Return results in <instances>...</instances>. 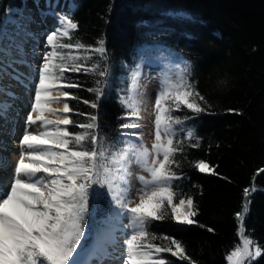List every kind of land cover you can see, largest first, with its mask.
<instances>
[{"label":"trees","instance_id":"16d2710c","mask_svg":"<svg viewBox=\"0 0 264 264\" xmlns=\"http://www.w3.org/2000/svg\"><path fill=\"white\" fill-rule=\"evenodd\" d=\"M69 1L68 16L78 28L71 31V41L61 38L60 42L88 46L80 55L92 58L83 62L99 63L98 71L108 73L106 77L65 73V82L80 85L66 89L77 97L68 99L74 121L87 123L90 115H96L99 131L116 140L125 111L119 102L120 89H126L137 64L155 55L183 59L182 72L187 68V78L205 97L206 103L197 100L205 108L199 114L183 107L174 112L184 120L175 129L174 142L182 143L183 151L175 157L182 178L173 184L174 203L191 197L197 210L192 219L198 223L182 224L168 208L164 219L147 226L157 237L152 242L166 245L163 237H172L183 243L196 264H227V254L242 243L235 214L241 211L244 188L254 183L257 190L250 197L245 232L264 244V171H260L264 169V0ZM23 5L24 0H0V24L9 8ZM101 40L104 57L91 51ZM98 86L104 94L97 100L88 89ZM91 102L98 107L92 108ZM68 127L74 133L83 131ZM194 143L199 147H192ZM200 160L218 174L200 172L195 167ZM93 187L98 194L90 197L83 244L92 232L107 228L115 219L106 190ZM209 227L214 231L208 232ZM161 255L171 264H189L170 253ZM254 264H264V256Z\"/></svg>","mask_w":264,"mask_h":264},{"label":"snow or ice","instance_id":"6c2138e0","mask_svg":"<svg viewBox=\"0 0 264 264\" xmlns=\"http://www.w3.org/2000/svg\"><path fill=\"white\" fill-rule=\"evenodd\" d=\"M58 19L59 26L46 36L44 48L47 50L41 54L34 102L26 121L28 125L39 123L41 128L25 130L19 141L21 150L13 182L5 185L0 181V264H83L79 257L84 248L85 217L90 197L98 194L94 185L106 190L114 216L127 215L130 220L132 231L124 241L123 264H171L162 253L196 264L178 239L165 236L166 245L153 243L157 237L150 234L147 226L153 220L164 219L168 208L178 222L198 223L192 219L197 210L191 197L174 203L173 184L182 178L176 171L179 162L175 157L183 151L182 143L174 142L175 129L184 123L174 112L183 107L199 114L205 108L197 100L206 103L205 97L187 78L190 75L187 68L178 76L164 73L152 103L154 139L148 147L143 131L147 102L137 64L129 73L128 86L122 90L124 95L119 97L125 111L116 140L99 131L96 115H90L87 123H77L68 115L73 108L67 102L77 97L65 89L80 85L65 82V73L92 72L100 77L108 73L98 71L99 63L83 62L92 58L80 55V50L87 51L88 46L58 40L60 37L71 41V31L78 28L67 15ZM91 51L104 57V41H99V46ZM88 91L95 92L97 100L104 94V88L99 86ZM61 98L63 107L53 109L50 105L60 103ZM91 107L95 109L98 104L91 102ZM46 114L56 118L48 119ZM70 125L83 131L74 133L69 130ZM191 136L189 131L188 137ZM192 147L199 144L194 143ZM134 167L147 174L135 175L139 188L132 184ZM195 167L202 173L218 174L203 160ZM256 190L254 183L243 190L242 208L235 214L242 243L227 254V264H254L264 256V244L245 232L250 197ZM181 207L186 210L178 212L177 208ZM207 231L214 229L209 227Z\"/></svg>","mask_w":264,"mask_h":264},{"label":"bare ground","instance_id":"6f19581e","mask_svg":"<svg viewBox=\"0 0 264 264\" xmlns=\"http://www.w3.org/2000/svg\"><path fill=\"white\" fill-rule=\"evenodd\" d=\"M25 6L24 18L9 25L4 21L0 33V48L5 52L4 58H0V181L5 185L13 182L21 150L19 141L25 130L41 128L39 123H26L37 87L38 58L35 54L40 53L37 46L40 45L38 39L41 34L59 26L55 14L58 6L54 0H25ZM53 95L57 93L53 92ZM50 106L58 110L63 104L53 103ZM46 115L48 119H53L52 115ZM94 239H98L99 247H96ZM99 239L94 236L89 240L83 264H123L124 258L118 259L123 252L121 243Z\"/></svg>","mask_w":264,"mask_h":264},{"label":"rangeland","instance_id":"374dc122","mask_svg":"<svg viewBox=\"0 0 264 264\" xmlns=\"http://www.w3.org/2000/svg\"><path fill=\"white\" fill-rule=\"evenodd\" d=\"M39 1V0H37ZM56 5L58 6V10L55 11V14L57 18L63 17L65 15L68 16V14L72 10V4L69 0H54ZM26 6L22 7L21 9H18L17 7L9 8L8 14L3 18L1 24H0V33L2 30V26L4 24V21L7 25L15 24L19 20L21 21L22 18H24V12H25ZM181 14H186L183 11H180ZM51 31H44L43 34H41V38L38 39V43H40L39 46H37L40 53H36L35 57L38 58V61L36 59V63L39 66L41 63V54L43 51L47 50L44 48L45 42H46V36ZM4 38H8V35H4ZM58 40H61L60 37H58ZM4 50L1 47L0 48V58H4ZM184 66V61L181 58H177L173 55H155L153 58L146 59L144 62L140 65V72H141V83L144 85V92L145 96L144 99L147 102V111L144 113L146 120H145V128H144V142L147 144L148 147H151V143L154 139V125H153V109H152V103L155 99V93L159 87V81L164 73H167L169 75H180L182 73V67ZM66 90V89H65ZM120 89V94L124 95V92ZM55 92V91H54ZM56 93V92H55ZM64 100L61 98V102L63 104ZM68 102V101H67ZM69 115V114H68ZM53 119L56 117L54 115ZM52 119V118H51ZM137 131V130H133ZM18 160H16L17 162ZM11 165V164H9ZM134 176L132 178V184L134 188H139L140 184L135 180V175H147L146 173L142 172L139 168H133ZM178 204V203H177ZM185 208H177L178 212H184ZM132 228L130 226V220L127 215L122 217H116L115 219L111 220L109 223V226L99 232H92L90 236H88L87 241L83 244L84 248L81 250V253L85 254L87 245L89 244V240L91 237H99L102 241H108V242H120L122 245L123 252L121 255H119L117 258L122 259L124 258L123 253L125 252V243L127 236L131 233ZM99 239V240H100ZM96 241V247L98 243V239H94ZM100 240V241H101ZM102 244V243H101ZM103 247L102 245H100Z\"/></svg>","mask_w":264,"mask_h":264},{"label":"water","instance_id":"95a60500","mask_svg":"<svg viewBox=\"0 0 264 264\" xmlns=\"http://www.w3.org/2000/svg\"><path fill=\"white\" fill-rule=\"evenodd\" d=\"M85 258V255L83 253H81V256L79 257V259L83 262Z\"/></svg>","mask_w":264,"mask_h":264}]
</instances>
